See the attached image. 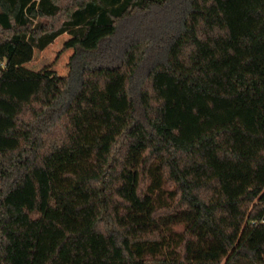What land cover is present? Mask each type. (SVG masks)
Segmentation results:
<instances>
[{
  "label": "trees",
  "instance_id": "obj_1",
  "mask_svg": "<svg viewBox=\"0 0 264 264\" xmlns=\"http://www.w3.org/2000/svg\"><path fill=\"white\" fill-rule=\"evenodd\" d=\"M263 197L264 0H0V264H264Z\"/></svg>",
  "mask_w": 264,
  "mask_h": 264
},
{
  "label": "rangeland",
  "instance_id": "obj_2",
  "mask_svg": "<svg viewBox=\"0 0 264 264\" xmlns=\"http://www.w3.org/2000/svg\"><path fill=\"white\" fill-rule=\"evenodd\" d=\"M111 30L109 26H97L92 35L85 41L86 45H94L100 34ZM70 37L69 33H63L44 49H38L28 41L19 43L17 52L11 62L7 64L6 75L10 76H39L45 70H55L60 74H68L69 57L73 48L64 49L63 44ZM185 264H192L186 262Z\"/></svg>",
  "mask_w": 264,
  "mask_h": 264
},
{
  "label": "built area",
  "instance_id": "obj_3",
  "mask_svg": "<svg viewBox=\"0 0 264 264\" xmlns=\"http://www.w3.org/2000/svg\"><path fill=\"white\" fill-rule=\"evenodd\" d=\"M256 202H257L258 204H262V205L264 206V197H263V198H258V199L256 200ZM262 220H264V214H263V218H262Z\"/></svg>",
  "mask_w": 264,
  "mask_h": 264
},
{
  "label": "crops",
  "instance_id": "obj_4",
  "mask_svg": "<svg viewBox=\"0 0 264 264\" xmlns=\"http://www.w3.org/2000/svg\"><path fill=\"white\" fill-rule=\"evenodd\" d=\"M60 36H61V35H60ZM58 37H59V36H58ZM58 37H57V38H58ZM57 38H56V39H57ZM56 39H55V40H56Z\"/></svg>",
  "mask_w": 264,
  "mask_h": 264
}]
</instances>
